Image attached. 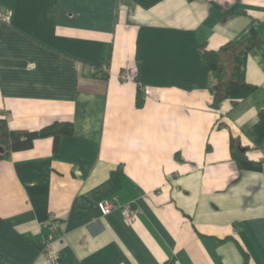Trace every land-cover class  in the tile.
Instances as JSON below:
<instances>
[{
    "label": "crops",
    "instance_id": "1",
    "mask_svg": "<svg viewBox=\"0 0 264 264\" xmlns=\"http://www.w3.org/2000/svg\"><path fill=\"white\" fill-rule=\"evenodd\" d=\"M0 7L11 11L0 23V118L73 128L0 159V264H47L52 215L59 264H264V141L251 131L264 109V0ZM253 29V88L215 107L219 74L206 56ZM232 140L262 168L239 167ZM102 200L132 203L136 222L121 208L102 214Z\"/></svg>",
    "mask_w": 264,
    "mask_h": 264
},
{
    "label": "trees",
    "instance_id": "2",
    "mask_svg": "<svg viewBox=\"0 0 264 264\" xmlns=\"http://www.w3.org/2000/svg\"><path fill=\"white\" fill-rule=\"evenodd\" d=\"M258 41L259 36L253 29L251 36L245 41L231 42L219 50L208 52L206 62L212 70L218 72L220 81L219 87L212 91L215 97V107L222 100L237 96L242 89L253 88L246 80L245 68L247 56ZM143 104L144 94L139 89L137 92V106L141 107ZM72 131V124L68 122L53 123L34 131L11 129L7 120L0 118V159L8 157L11 151L32 147L34 140L37 138L53 135L55 140H58L60 135L70 134ZM251 131L255 135L256 146H259L264 141V109L260 111V119L253 125ZM231 151L239 167L253 170L262 168V163L250 160L243 151L236 147L234 140L231 141ZM244 254L248 259L247 253L244 252Z\"/></svg>",
    "mask_w": 264,
    "mask_h": 264
},
{
    "label": "built area",
    "instance_id": "3",
    "mask_svg": "<svg viewBox=\"0 0 264 264\" xmlns=\"http://www.w3.org/2000/svg\"><path fill=\"white\" fill-rule=\"evenodd\" d=\"M10 18H11V11L6 8L0 7V23L9 22ZM99 208L102 214L104 215L109 214L111 211H113L116 208H121L125 219L130 224H134L137 220V217L135 215V210L133 208L132 203L130 202L120 205L114 201L102 200L99 202ZM58 224L59 221L55 215L50 216L45 222V226L47 227L48 231L44 236L42 252L46 257L47 264H59L58 253L53 247V244L57 238L56 231L58 228ZM174 264H182V263L179 260H176Z\"/></svg>",
    "mask_w": 264,
    "mask_h": 264
}]
</instances>
